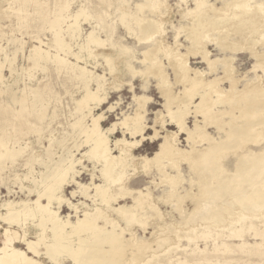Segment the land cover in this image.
<instances>
[{
	"label": "rangeland",
	"instance_id": "rangeland-1",
	"mask_svg": "<svg viewBox=\"0 0 264 264\" xmlns=\"http://www.w3.org/2000/svg\"><path fill=\"white\" fill-rule=\"evenodd\" d=\"M199 1L200 0H158L157 4L148 6V4L146 5V0H0V168L2 167V169H0V202L7 203L9 201L26 200L27 198L35 199L37 197L35 191L43 186L42 183L47 179L46 177L54 171L55 167L62 160L64 161L71 157L74 161L79 159L80 163L78 160L75 162V169L79 171L76 175V179L81 183L89 184L91 182L90 178L92 177V174H95L93 177L96 182L103 180L102 178H99L100 164L96 162L97 160L90 159L84 154L89 148V144L84 143L86 132H84V129L76 127L73 124L75 121L79 120V118L82 119L83 117L84 123L91 124L92 118L89 117H96L100 114V116L98 115L99 118L97 120L101 118L98 123L104 129L108 128L115 122H120L116 124L114 131L110 134L109 139L113 141L121 137H125L130 141L138 140V143H134L137 147L143 140L148 139L142 142V145L138 147L136 152L134 151L136 148L134 145L127 147L128 152L134 155V164L140 160L141 156H152L155 154L159 149V144L163 136L167 134L166 131H178L177 125L170 121L169 113H165L168 111H165V96L162 93V90H164L165 93L170 91L171 95L176 96L183 90V85L185 86V83L183 84L181 79L179 80L180 71L176 70L173 58L171 59V57H169L163 50L154 51V56L150 54L151 52H148V54L151 55L149 62L148 60L145 62L141 61L144 58L142 57L144 54L143 52L141 53V51L153 44L154 38L162 40L166 44L168 43L172 46L176 44L175 47L180 43L179 51L185 53L184 57H186L183 63L186 62L192 69V71L190 70L191 75H193V70L196 68L195 71L203 72L204 78H210L222 74L226 69L225 67L229 65L231 68L235 66L233 72L235 77L239 79L237 88L243 89L244 87L242 88V86L248 83L250 85L264 84V69H260L261 67L258 68L259 66H256V68L254 66L256 58L255 56L252 57L254 52H262L264 50V39H262L264 36V23L259 26V23H255L253 19L252 22L246 20L242 24L236 23V19L238 21L239 18H245L253 14L252 12L258 7L257 4L264 1L246 0L250 5V9L242 10L250 12L244 17L239 15L238 12L241 9H239L237 3L234 2L239 0H232L233 3L231 0H227L228 2H226V0H201L203 4L195 7L196 3ZM212 3L214 5H212ZM141 4L142 6H140ZM144 5L146 7H144ZM227 5L230 8H228ZM226 7L228 8L227 11H225ZM168 10L170 13H168ZM83 11L85 14L82 13ZM123 12H126V16L130 13H137L138 15L140 14L139 16H150L148 18L159 19L158 23L161 27H158L160 29L156 33L161 32V30L162 32L159 33V35L155 33L151 40L139 41L136 39L137 35H139L138 32L140 31L139 23L134 19L132 20V17L128 16L129 24H126L127 26L123 24L120 19ZM190 12H192V14H190ZM56 13H60L62 16V21L59 27H53L49 23ZM86 14L89 16L85 17ZM188 14L190 15L188 16ZM196 16L199 18H194ZM223 19L225 21L224 23L221 22ZM254 19H258V16H255ZM69 22L77 24V29L74 33L69 32L67 29L68 24H71ZM230 22L232 24H229ZM245 22L247 23L245 24ZM201 23H203V25L205 23V25L203 26ZM185 24H187V26ZM233 25L235 26L233 27ZM252 25H254V27ZM194 26H197V28H200L201 30H198L197 28L195 29ZM238 27L240 28V33L239 31L235 32V28ZM257 27H261V29L258 30ZM60 28H62V31ZM191 28L198 31L196 39H200L204 29H208L205 31L207 37L203 41L207 48H205L204 51L197 50L196 46L195 48L192 46V50L194 51L190 49L189 45L191 43L188 39V35L195 33L193 29V32L190 30ZM254 28H256V30H254ZM57 30L61 31L58 35L56 34ZM91 30H94L93 33L98 38L100 37L99 39L102 42L104 41L101 44L102 47L99 46V44L91 43L86 49H83L82 47L80 48V46L86 41V36ZM199 31H202L200 33L201 35L199 34ZM161 34L165 37L161 36ZM62 35L67 40L68 46L64 51L60 49L55 42L56 36L61 37ZM221 36H223L222 39ZM230 36L234 38L232 39ZM253 36L256 37L254 38ZM256 38H260L261 40H257ZM230 39H232V41ZM234 40L235 42L237 41V44L233 45L236 47L238 46L240 51L238 50L234 52L229 49L221 48V45L224 44L225 41L235 43ZM254 40H256L259 45ZM219 42L221 43L219 44ZM113 43L120 44L122 48H126L124 51L125 53L123 52V56L127 57L128 60L121 57ZM253 46H255V48ZM34 47H39L41 50L45 51L48 54V57L41 60L36 66H32V68L29 66V56L34 52ZM216 47H219L221 52ZM205 51H207V55H209L208 57L212 59H222L215 64V69L212 71H209L210 67L208 66V63L204 61L203 55ZM251 52H253V54ZM74 53H77L78 58L81 59L74 56ZM187 53L188 55H186ZM240 53L246 54L244 57H241V55H239ZM107 56L112 59L111 61L114 70L110 67V63H108L106 58ZM228 56L231 59L233 58L230 60V64L226 61L223 62L224 58ZM58 57L63 58L65 62L57 60ZM167 58H169V60H167ZM126 61H128L130 68L127 66ZM155 61L160 62L156 63ZM171 61L172 64H170ZM155 64H160L161 66L157 65L160 68ZM79 65H84L85 67L87 66L86 68H89L87 69L89 71L86 75L87 77H80L77 75L76 71H79ZM147 65L148 67H146ZM144 67L146 68L145 71H143ZM147 68L149 69L147 70ZM151 68H153L154 71H152ZM156 68L157 70H155ZM159 69H162V73L159 72ZM251 69H254L255 71H252ZM98 75H100L101 78H98ZM152 75L157 79H159V77L162 79L161 81L159 79L160 84L158 83V89L156 87V78H153ZM228 82V80L219 82L218 85L221 87V89L218 87L219 90L227 89L229 87ZM98 84V94L101 97L99 100L100 102L92 99L86 103H81L79 100L82 99V96L86 91H95ZM144 85H146V88H143ZM22 95H24V100L30 102V106L25 105L26 108L24 109H20V102L15 101L18 98L21 99ZM212 95L213 97H216V92L212 91ZM145 97L148 99L146 100ZM195 100L198 102L197 97L194 98V101ZM240 101L243 102L242 100ZM174 103H170V108L172 110L174 107L176 109L175 105L177 104L176 102ZM144 104L145 106H143ZM229 106L230 105L228 104L222 106L223 108L226 107L229 109L227 115L225 114L223 116L224 119L232 120L235 113L236 115L242 113V111H240L241 109L235 108L236 110L238 109V111H236L229 108ZM230 109H232L231 111L234 110L233 115L231 114ZM89 110L90 113L88 112ZM90 114H92V116ZM123 114L128 117H124ZM142 114L143 117L141 123L143 128L141 132L135 134L133 137V135L127 130V126L130 123H134L136 120L135 118L138 119ZM133 116L136 117L134 118ZM127 118L132 120L128 123ZM201 118L202 117L199 116V120H201ZM216 118L221 119L219 116H216ZM121 119L127 120H124V123L121 124ZM156 119L158 122L155 121ZM194 119V115L190 113L185 118L186 125L192 128ZM160 121L162 123L164 122V126L161 125L162 123L160 124ZM169 123L174 126L168 125ZM206 126L205 130H207L208 133L215 137L221 136L222 133L215 129L214 125L210 124L209 126V124H207ZM155 132L157 137L155 134L153 135ZM137 136L139 137L136 138ZM186 136L185 132H179L177 135L179 141L178 145L180 147H188ZM149 139H152L154 142H150ZM251 143L252 142L249 144L250 146L257 148ZM260 145H264V140L260 142ZM240 151V147H237L227 150V153L223 152V154H226V157L223 158V165L228 172L234 170V162ZM113 152L117 153L118 149H114ZM137 158L138 160H136ZM173 158L174 156L171 157V159ZM168 159V156L165 158L163 157V159L159 161V163H161L160 166L166 165L165 171L168 172L170 169L169 173L175 174L176 169L172 166H176L178 162H175L174 159L172 161H170L171 159ZM182 164L179 169L181 172L180 178L183 181L178 186L179 189L177 188L178 193L177 191L176 193H172L175 195L177 194L179 200L174 199L173 201L171 198V203H159V207L165 215L162 216L161 220L152 217L147 218V221L152 218L151 220L155 219L156 222L152 221L151 226L148 225L145 232L143 231L142 233L141 226H136L141 224H135L132 227L133 230L136 229L135 233L139 236V239L146 240L145 243L148 242L152 245V249L146 246L147 252L149 251L148 253L146 252L147 255L150 254V252L153 253L156 243L153 241L155 239L157 240L159 238L160 240V238L166 237L167 235L171 236H167L168 238L166 241H163L165 247L163 245L161 248L163 247L164 249H157V256H151L149 257L151 259L147 258L148 260L145 259L144 261L139 259V261L137 260L132 264H137L141 261H146L147 264H264V244H257L261 242V237L255 235V232L257 231L264 232V208H262L263 210L259 209L256 212L257 219L251 221L250 216H252V213H250L251 211L249 209L242 210L236 202L234 204L231 201L232 204L228 205L226 202L219 200L217 203L221 201V204L219 203V205L224 206L225 208L218 212V215L216 216L218 218L208 215V217H210L209 219L202 220L200 217H197L198 214L194 215L192 213L195 200L204 197V193L202 194L201 192L202 188H200L202 186L198 181V172L190 168L188 164L187 167ZM156 167L157 165H153L149 168L150 171L147 169L143 171L141 166L133 165L129 167V177L131 179L140 174L149 175L151 177L153 174L152 170H154L156 176L151 178L143 176L144 178H142L140 185L143 187L148 185L152 189L154 196H159L166 193L165 189L167 187H165L166 182L163 179L164 172L159 169L162 167H159V165L157 168ZM155 168L157 170H155ZM137 170L138 173L136 172ZM161 179H163L162 182ZM147 181L148 183H146ZM155 182H157V184ZM73 188L76 189L77 187L72 183L65 184L64 193L66 196L71 198L70 191L73 190ZM79 193L80 192L77 190L76 196L71 199L73 201L84 200ZM193 195L194 197H192ZM228 198L231 199L232 196H228ZM87 202L91 203L89 200H87ZM120 202L131 204L132 199L128 197ZM224 204H226V206ZM174 206L175 208H173ZM241 210L242 221L236 222L235 219H237ZM6 211V206L0 207V225L2 224L0 231L8 225L6 220H4ZM73 213L74 212L69 209L66 204L61 205L60 214L62 216L70 214L73 216V219ZM247 213H250L249 217L247 216L249 215ZM161 222L164 223L162 224ZM173 223H177L178 225H174ZM162 225L167 228L165 229ZM11 226L22 230V228L16 223ZM162 227H164L165 230ZM240 227H243L242 238L228 237L231 229ZM36 228V226H31L28 230L35 231ZM167 232L169 234H167ZM29 236L32 238L33 235L30 234ZM184 236H190L191 239ZM151 239L153 240L151 241ZM243 242H245L244 245L242 244ZM148 243H146V245ZM16 245L21 248L25 247L22 242H17ZM165 248L168 250L164 253L162 250H166ZM159 250H161V252ZM179 261H183V263H179ZM64 264H71V262L66 260Z\"/></svg>",
	"mask_w": 264,
	"mask_h": 264
},
{
	"label": "bare ground",
	"instance_id": "bare-ground-1",
	"mask_svg": "<svg viewBox=\"0 0 264 264\" xmlns=\"http://www.w3.org/2000/svg\"><path fill=\"white\" fill-rule=\"evenodd\" d=\"M202 1L200 0L199 2H197L195 7L201 6L203 4ZM226 2L228 1L226 0ZM234 2L237 3V7L241 9L238 12L239 15H241L242 17L247 16V13H249L250 11L246 12L242 9H245V10L250 9V5L248 4V2L246 0H241V1L239 0V1H234ZM157 3H158V0H146V5L148 4V6H152L153 4H157ZM212 5L214 4L212 3ZM140 6H142V4ZM257 6L258 7H256L255 10L252 12L253 14L245 18H241V19L239 18L238 21L236 19V23L242 24L246 20L248 22H252V19H253L255 23L258 22L259 26H261L260 24L264 23V2H259ZM144 7L146 6L144 5ZM228 8L230 7L228 6ZM228 8L226 7L225 11H227ZM137 9H140V8H137ZM149 9H148V12H149ZM84 11L82 13H84ZM76 13L79 14L78 12ZM168 13H170V11ZM225 13H228V12H225ZM87 14L85 17L89 16ZM190 14H192V12H190ZM190 14H188V16ZM139 15L137 13L135 14L130 13L129 15L127 14L126 16V12L125 13L123 12L121 14L120 19H121V22L126 25V24H129L127 17L128 16L132 17V20L134 19L136 20V22L139 23L140 33L138 32L139 34L137 35L138 38L135 36L136 39H138L139 41L151 40L154 37V34L159 31L160 28L158 27H161L159 26V23H158L159 19H153V18H148L150 16L145 17V16H139ZM255 16H258V19H254ZM194 18H199V17L196 16ZM61 19H62V16L60 15V13H56L54 18L51 19L49 23L53 27H59L62 21ZM221 22L224 23L225 22L224 19ZM246 23L247 22H245V24ZM201 24L203 25V23ZM229 24H232V23L230 22ZM185 25L187 26V24ZM234 26L235 25H233V27ZM252 26L254 27V25ZM196 28L197 26L195 27V29ZM60 29L62 31V28ZM67 29L69 32L74 33V31L77 29V24L76 23L68 24ZM192 29L193 28H191L190 30L193 32L194 29L193 30ZM239 29H240L239 27L235 28V32H238ZM260 29L261 27L258 28V30ZM207 30L204 29L202 35L200 34L202 31L201 32L199 31V34L201 35L200 39L199 38L196 39L197 37L196 34L198 33V31L194 30L195 33L189 32V33H192L188 35V39L191 43L189 45L191 50L193 49L192 46H194V48L196 46L197 50H203V51L205 50L206 47L203 41L207 37L206 35L207 33H205V31ZM254 30H256V28H254ZM61 31L57 30L56 34L58 35ZM93 31L91 30L87 34L86 41L80 46V48L82 47L83 49H86L87 47H89L91 43L99 44V46H101V44L104 41L102 42L99 39L100 37L98 38L93 33ZM159 33H156V34L159 35ZM161 36L163 35L161 34ZM214 37H217V36H214ZM222 38L223 36H221V39ZM232 39L230 40L232 41ZM262 39H264V36ZM55 42H56V45L63 51L66 50L68 47L67 40L65 39V37H63V35L61 37L56 36ZM236 42L231 43L230 41H227V42L225 41L224 44L221 45V48L229 49L234 52L238 51L239 47L237 46L238 47L237 48L235 45H233V44H237ZM220 43L221 42H219V44ZM257 44L259 45V43ZM113 45L117 49V51L120 53L121 57H124L123 52L125 51L126 48L125 47L122 48L120 44H116V43H113ZM175 45L172 46V45H169L168 43L166 44L162 40H158L154 38L153 44H151L146 49L141 51V53L143 52L144 54V56H142L144 58L141 61L145 62L148 60L149 62L151 55L154 56V51L156 52L157 50H161V51L163 50L169 57H171V59L173 58V61L176 65L175 67L176 70L180 71L179 80L181 79L183 84L185 83V86L183 85L184 88L182 87L183 90L178 93L179 95L174 96L170 94V91L169 92L166 91L167 93H165V91L162 90V93L165 96L164 97L165 98L164 105L166 107L165 111H168L165 113H169L170 121L175 123V125H177L178 131L176 132L166 131L163 128L167 134L163 136L159 144V149L155 152V154H153L152 156H143V157L141 156V158L139 157L140 160H138L137 158L136 160L138 161L134 164V159H135L134 155L128 152L127 147L134 145V143H138V140L130 141L125 137L115 139L114 141L109 139L110 134L114 131V128L116 127V124L120 122L118 123L115 122L111 124L108 128L104 129L98 123V121H100L101 118L97 120L100 114H98L99 116L97 115L96 117L95 116L89 117V118H92L91 124L84 123L83 117L82 119L79 118V120L75 121L73 124L76 127L84 129V132H86V138H85L86 142L84 141V143L89 144V148L87 147L88 149L86 150L84 154H86L87 157L90 159L97 160L96 162L100 164L99 165L100 173L99 172L98 173L100 174L99 178H102L103 180L101 179L102 181L96 182L93 177L95 174L94 175L92 174L91 175L92 177L90 178L91 182L89 181L90 182L89 184L81 183L78 179H76V175L79 173V171L75 169L76 167L75 162H77V160L79 162V159L74 161L72 160V157H71V158H67L64 161L62 160L55 167L54 171H52L46 177L47 179L43 181L42 183L43 186L40 187L38 190L35 189L37 190L35 191L36 196H37L35 199L27 198L26 200L9 201L7 203L0 202V207L1 206L7 207L6 214L4 215V220H6V222L8 223V225L5 226L2 231H0V240H1L0 264H48V263L49 264H64L66 260L70 261L71 264H132L133 262L137 260L139 261V259H142L144 261L145 259L148 260L147 258L151 256L152 257L157 256V253H158L157 249L161 248V246L164 245L163 241L164 240L166 241V239L171 235H167L168 237L166 236V237L160 238V240L159 238L157 240L155 239L153 241V242H156L155 248L153 249V253L150 252L151 255L150 254L147 255L146 246L152 249L153 248L152 245L149 244L148 242H146L148 243L146 245L145 243L146 240L139 239V236H137L135 233L136 229L133 230L132 227L135 224H141V225H136V226L138 227L141 226L142 233L143 231L145 232L148 228V225L151 226V222L155 221V219L151 220L152 218L161 220L162 216L165 215L163 211L161 210V208L159 207L160 206L159 203H164V204L171 203V198L173 199V201L174 199L179 200L178 198L179 196H177V194L175 195L172 193H176V191L178 193L177 188L179 189L178 186L183 181L180 178L181 172L179 169L182 163L188 164L190 168L198 172V181L200 182L202 186L200 187L202 188L201 192L202 194L204 193V197H201L200 199L195 200V202L192 201L194 202V210L192 209L193 210L192 213L194 215L198 214L197 217H200L202 220L209 219L210 217H208V215L211 217H216L218 215V212H220L222 209L225 208L224 206L219 205L221 201L217 203V201L222 200V202L224 201L228 205L232 204L231 201L234 204L236 202L237 204H239V207H241L242 210L249 209L251 211L250 213H252V216H250V213H247L249 214L247 216L248 217L250 216V220L252 221L254 219H257L256 212L259 209L264 208V145H260V142L264 140V84L262 85L251 84L250 85L248 83L242 86V88L244 87L243 89L237 88L239 79L235 77V74L233 72V69L235 66L231 68V66L229 67V65L227 64H226L227 67H225L226 69L223 71V73L217 76H212L210 78H204L203 72L195 71L196 68L195 70H193V75H191L190 70L192 71V69L189 67V65H187L186 62L185 63L187 66L185 65V63H183L186 57H184L185 53L179 51L180 43L177 44V47H175ZM253 47L255 48V46ZM33 50L34 52H32L31 55L29 56V59H30L29 66L30 67L36 66L41 60L48 57V54L45 51L41 50L39 47H34ZM207 51L204 52L203 58H204V61H206V63H208V66L210 67L209 71H212L213 69H215V64L218 61H220L221 58L212 59L208 57L209 55H207L208 54ZM148 52L149 53L151 52L150 53L151 55L148 54ZM251 53L253 54V52ZM186 55H188V53ZM74 56L78 58L77 53ZM253 56H255L256 58V62H254L255 64L254 66L255 67L259 66L258 68L261 67L260 69L263 70L264 69V50L262 52L261 51L254 52V55H252V57ZM106 58L108 60V63H110V67L112 68V70H114V67L111 61L112 59L109 56H107ZM124 58L125 60H128L127 57H124ZM225 58L223 62L226 61L228 64H230V60L233 59V58L232 59L229 58V56ZM78 59H81V58H78ZM57 60L65 62L63 58L58 57ZM167 60H169V58H167ZM126 64L130 68L128 61H126ZM170 64H172V61ZM155 65L157 66L160 64H155ZM0 67H1V64H0ZM86 67L84 65H79L78 67L79 71H76L77 75H79L80 77L86 76L87 73L89 72L87 70L89 68H86ZM146 67H148V65ZM148 69L149 68H147V70ZM151 70L154 71L153 68H151ZM155 70H157V68ZM251 70L253 71L254 69H251ZM161 71L162 69L161 70L159 69V72ZM136 72H139V71H136ZM98 78H101V76L98 75ZM161 80L162 79H160V81ZM224 80L229 81L228 82L229 87L224 90H219V88L221 89V87H219L218 84L219 82H222ZM158 83L160 84V82ZM98 89H99V84L95 91L87 90L86 93L82 96V99L79 101L81 103H86L92 99L99 101L101 97L98 94ZM212 91L216 92V97H213ZM23 96L24 95L21 96L22 97L21 99L18 98L17 100H15L17 102H20L19 103L21 104L20 109L26 108L25 105L30 106V102L28 100H24ZM196 97L198 99V102H196V100L194 101V98ZM147 99L148 98H146V100ZM240 100H242L243 102H241ZM172 102L173 103L176 102L177 104L175 105L176 109L174 107L175 110L174 109L172 110L170 108V103ZM145 104L143 106H145ZM225 104L230 105L229 108H232L234 110H236L235 108L241 109L240 111H242V113L240 115H236V113L234 112L235 116L232 117V120L224 119L223 116L225 114L227 115L228 110H229L226 107L225 108L222 107V106H225ZM232 109H230V111ZM238 109L236 111H238ZM233 111H231L232 115H233ZM88 112L90 113V110ZM190 113L194 115L195 117L192 128L188 127L185 123V118ZM143 114L140 115L138 119L135 118L136 116H133L136 120L134 121V123L132 124L130 123L127 126V130L133 135V137L135 136V134L141 132L143 128V125L141 123ZM90 115L92 116V114ZM199 116L202 117L201 120H199ZM216 116H219V118L221 119H217ZM124 117H128V116L126 115ZM127 119H124V120H127ZM129 119H128V123L129 121L132 120V119L131 120ZM124 120H122L121 124L124 123ZM155 121H157V119ZM161 123L162 122L160 121V124ZM163 124L164 122L161 125L164 126ZM207 124H209V126L210 124L214 125L215 129H217L220 133H222L221 136L215 137L211 135L210 133H208V131L205 130V127H207L206 126ZM179 132H185V134L187 135L186 136V141L188 145L187 148H183L178 145L179 141L177 139V135L179 134ZM154 134L156 136V132L153 133V135ZM250 142H252L251 144L255 145L257 148L250 146L249 145ZM134 147L136 146L134 145ZM237 147H240L241 151L238 157L236 156L237 159H235V162H234V170H232L231 172H228V170L223 165L224 164L223 158L226 157L225 156L226 154H223V152L227 153L226 152L227 150H230L231 148H237ZM114 149H118V152L114 153L113 152ZM167 156L169 157V159H171V157L174 156L173 159L175 160V162H178L176 166L171 165L174 169H176L175 174L169 173L170 169L168 170V172L165 171L166 165L160 166L161 163H159V161L163 159V157L165 158ZM173 159H171L170 161H172ZM133 165L141 166L143 171L146 169L150 171L149 168L153 165H157V167L159 165V167H162L159 169H161L164 172V178L163 177L162 178L166 182V186H165L167 187L165 189L166 193H163L162 195H159V196H154V194L152 193V189L148 185L144 187H135V188L131 187L129 184V180H130L129 167ZM156 168L155 170H157ZM0 169H2V167ZM136 172L138 173V170ZM163 179H161V182ZM69 183H72L74 184V186L77 187L76 189L80 192L79 194L81 195V198H83L84 200L73 201L71 199L75 197L77 194V190L75 188H73V190L70 191L71 198L66 196V194L64 193L65 192L64 186L65 184H69ZM155 183L157 184V182ZM228 196H232L231 198L232 200L229 199ZM128 197L132 199L131 204L126 203V202H123V203L120 202V201H124ZM192 197H194V195ZM87 200H89L91 203H88ZM62 204H66V206H68L69 209H71L74 212L73 219H72L73 216H71L70 214H67L65 216H62L60 214V208ZM224 205L226 206V204ZM173 208H175V206ZM242 210L240 211L237 219H235L236 222L242 221V214H241ZM149 217H152L151 219L148 220L150 224L147 221V218ZM14 223L20 226L23 231L12 227L11 225ZM31 226H36L38 230L36 228L35 231H29L28 229ZM164 227L162 228L164 229ZM166 228L167 227H165V229ZM30 234L33 235L32 238H30L29 236ZM167 234L169 233L167 232ZM255 235L261 237V242L257 244H260V245L264 244V232L257 231L255 232ZM242 236H243V227L231 229V232L228 234V237L242 238ZM184 237L191 239L190 236H184ZM153 239H151V241ZM17 242H22V244H24L25 247L24 248L18 247L16 245ZM244 243L245 242H243L242 244L244 245ZM161 249H164V248L162 247ZM165 249L166 250H162L164 253L168 250L167 248ZM159 251L161 252V250ZM145 262L141 261L139 263L147 264V262L146 263ZM179 263H183V261H179Z\"/></svg>",
	"mask_w": 264,
	"mask_h": 264
},
{
	"label": "crops",
	"instance_id": "crops-1",
	"mask_svg": "<svg viewBox=\"0 0 264 264\" xmlns=\"http://www.w3.org/2000/svg\"><path fill=\"white\" fill-rule=\"evenodd\" d=\"M217 48V47H216ZM218 50H219V48H217ZM220 51V50H219ZM221 52V51H220ZM245 54L246 53H240L239 55H241V57H244L245 56ZM249 58V57H248ZM146 68L144 67V69H143V71L145 70ZM152 77L153 78H156L155 76H153L152 75ZM172 81H174V80H172ZM158 82H159V79H157L156 78V87L158 88ZM143 88H146V85H144L143 86ZM158 92H159V90H158ZM160 93V92H159ZM160 97H161V94H160ZM150 101V100H149ZM148 101V102H149ZM148 104V103H147ZM147 107V106H146ZM168 125H173V124H168ZM174 126V125H173ZM139 136H137L136 138H138ZM146 140H148V139H145V140H143L142 142H144V141H146ZM150 140V139H149ZM142 142H141V144L139 145V146H141L142 145ZM150 142H154V141H152V140H150ZM139 146H137L135 149H134V151L136 152V150L138 149V147ZM153 153V152H152ZM138 155H143V154H138ZM145 155H148V154H145ZM182 165H186V167H187V164L186 163H183ZM153 172V174L151 175V177L152 176H156V173H154V170L152 171ZM151 172V173H152ZM146 177V178H149L150 176L149 175H145V174H140L139 176H136V177H134V178H131L130 180H129V184H130V186H133V187H143V186H141L140 185V182H141V180H142V178H144V177ZM150 177V178H151ZM146 183H148V181L146 182Z\"/></svg>",
	"mask_w": 264,
	"mask_h": 264
}]
</instances>
